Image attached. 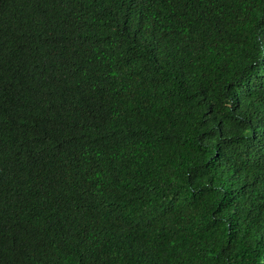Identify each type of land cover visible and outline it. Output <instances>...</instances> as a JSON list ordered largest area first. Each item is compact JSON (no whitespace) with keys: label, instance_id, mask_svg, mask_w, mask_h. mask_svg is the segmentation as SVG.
<instances>
[{"label":"trees","instance_id":"trees-1","mask_svg":"<svg viewBox=\"0 0 264 264\" xmlns=\"http://www.w3.org/2000/svg\"><path fill=\"white\" fill-rule=\"evenodd\" d=\"M0 264H264V0H0Z\"/></svg>","mask_w":264,"mask_h":264}]
</instances>
